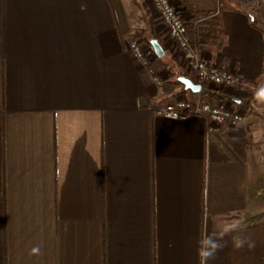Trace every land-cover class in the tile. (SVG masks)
Returning <instances> with one entry per match:
<instances>
[{
  "label": "crops",
  "instance_id": "1",
  "mask_svg": "<svg viewBox=\"0 0 264 264\" xmlns=\"http://www.w3.org/2000/svg\"><path fill=\"white\" fill-rule=\"evenodd\" d=\"M171 2L200 55L254 86L207 84L243 124L156 113L198 94L151 0H0V264H199L202 236L257 212L264 0ZM262 216L209 264H264Z\"/></svg>",
  "mask_w": 264,
  "mask_h": 264
},
{
  "label": "built area",
  "instance_id": "2",
  "mask_svg": "<svg viewBox=\"0 0 264 264\" xmlns=\"http://www.w3.org/2000/svg\"><path fill=\"white\" fill-rule=\"evenodd\" d=\"M151 2L167 29L169 43L173 45L175 53L184 61L187 69L195 74L198 82L254 88L252 84L242 80L239 75L209 63L200 55L196 45L191 44L186 35L188 23L186 15L174 6L171 0H151ZM198 21L199 19H194L195 26ZM129 48L143 65L147 64L142 47L138 42H130ZM154 81L159 84L157 77H154ZM154 110L170 118H184L187 115L199 116L206 122L208 131L216 129L219 125L237 127L244 123L243 114L240 111L226 108L222 101H212L200 94L195 99L185 96L176 97L172 101H164L155 106Z\"/></svg>",
  "mask_w": 264,
  "mask_h": 264
},
{
  "label": "clouds",
  "instance_id": "3",
  "mask_svg": "<svg viewBox=\"0 0 264 264\" xmlns=\"http://www.w3.org/2000/svg\"><path fill=\"white\" fill-rule=\"evenodd\" d=\"M258 96L264 98V90L258 93ZM241 223V221H236L218 233L213 232L210 235L206 233L202 236L197 250L199 264H209L210 261L214 260L218 253L228 246L229 241L225 240V237L240 229ZM230 242L235 248H242L247 245L249 249H253L256 246L255 241L251 240L250 237H242L240 235H232ZM33 251L35 252L36 249H33Z\"/></svg>",
  "mask_w": 264,
  "mask_h": 264
},
{
  "label": "trees",
  "instance_id": "4",
  "mask_svg": "<svg viewBox=\"0 0 264 264\" xmlns=\"http://www.w3.org/2000/svg\"><path fill=\"white\" fill-rule=\"evenodd\" d=\"M186 35H187V37H188V39H189L191 44H196L197 32H196V30L194 28H191V26H187ZM179 76L187 77V73H176V72L173 73V81H174V83L180 85V90L181 91L187 90L179 82V80H178ZM259 81H262V77L259 79ZM196 82L201 85V91L198 92V93H192V94H200V95L205 96V97H207V98H209L211 100H214V101H224V100L229 98V95L226 92L220 91V90H218L216 88H211L206 83H200L198 81H196Z\"/></svg>",
  "mask_w": 264,
  "mask_h": 264
},
{
  "label": "rangeland",
  "instance_id": "5",
  "mask_svg": "<svg viewBox=\"0 0 264 264\" xmlns=\"http://www.w3.org/2000/svg\"><path fill=\"white\" fill-rule=\"evenodd\" d=\"M145 41H146V39H145ZM176 73H178V72H176ZM160 80L161 79H159V84L161 83ZM180 97H183V96H180ZM212 101H214V100H212ZM259 160L264 165V155ZM260 175H261L262 184L260 185L261 187L258 191L259 193L257 194L256 200H255V207L256 208L258 207V209H256L257 212H255V211L254 212L244 211V212L238 213L237 219H239V221L242 222L241 225L253 222L255 220H260V218H263L262 215L264 214V168H263V171L261 172Z\"/></svg>",
  "mask_w": 264,
  "mask_h": 264
},
{
  "label": "water",
  "instance_id": "6",
  "mask_svg": "<svg viewBox=\"0 0 264 264\" xmlns=\"http://www.w3.org/2000/svg\"><path fill=\"white\" fill-rule=\"evenodd\" d=\"M149 43L154 51V54L158 57H161L164 51L162 46L158 43V41L151 39ZM178 80L184 86L185 89L191 91L192 93H198L201 91V85L193 82L191 79L187 77L180 76Z\"/></svg>",
  "mask_w": 264,
  "mask_h": 264
}]
</instances>
